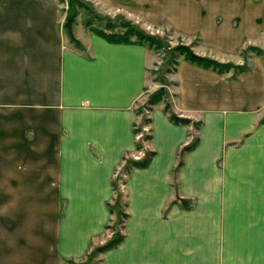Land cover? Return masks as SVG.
I'll return each mask as SVG.
<instances>
[{"label": "crops", "instance_id": "1", "mask_svg": "<svg viewBox=\"0 0 264 264\" xmlns=\"http://www.w3.org/2000/svg\"><path fill=\"white\" fill-rule=\"evenodd\" d=\"M197 18L222 48L254 35ZM63 20L56 0H0V264L85 261L109 239L113 182L137 152L149 49L74 29L82 52ZM246 68L178 59L169 105L190 124L151 111L153 155L125 177L122 239L100 264H264V58Z\"/></svg>", "mask_w": 264, "mask_h": 264}, {"label": "rangeland", "instance_id": "2", "mask_svg": "<svg viewBox=\"0 0 264 264\" xmlns=\"http://www.w3.org/2000/svg\"><path fill=\"white\" fill-rule=\"evenodd\" d=\"M56 2L64 17L63 24L68 18H72L71 28L72 31L75 29L77 35H80V32L92 31L123 35L131 41L143 42L152 58L146 73L148 85L136 105L137 114L140 116L135 124L139 139L137 152L134 156L123 159L125 163L120 175H117L113 182L115 196L109 206L113 219L106 230L109 239L106 243L92 247L85 261L79 263L100 264L99 248L122 235V223L126 217L123 189L125 177L128 171L136 166L132 163L151 158V151L145 147L151 135L150 113L153 108L160 106L168 115L174 114L169 101L171 94H176L172 92L176 90L174 87L177 85L173 78L178 59L183 58L184 51L189 50L198 56L227 64V70L223 74L230 76L236 74V66L247 67L252 56L264 58V0H206L205 4L202 3L203 0H56ZM198 16H202V20L206 17L210 19L211 16L222 18L225 31L236 30L240 21L244 23L243 31L246 30L248 23L254 24V35L243 40L235 49L219 47L213 38L214 34L209 33L206 38L201 34ZM63 31L65 33L64 29ZM231 33L229 31L228 34ZM66 39L71 47L86 51L80 43L77 47L67 36ZM183 124H190L189 120L186 119ZM193 127L198 129V124H193ZM196 138L193 136L185 147L186 150L196 145ZM182 155L183 149L177 156L175 173L180 169Z\"/></svg>", "mask_w": 264, "mask_h": 264}, {"label": "trees", "instance_id": "3", "mask_svg": "<svg viewBox=\"0 0 264 264\" xmlns=\"http://www.w3.org/2000/svg\"><path fill=\"white\" fill-rule=\"evenodd\" d=\"M72 24H73V19L68 18L67 21L64 22V24H63V29L65 30L66 36L68 37L70 42L73 43L74 45H76L77 47H79V42L75 39V37L73 35V31L71 28ZM92 32L103 37L108 42H112V43H140V44H144L141 41H131L126 36H123V35H116V34L107 33V32H103V31H92ZM148 39L150 40L151 38H148ZM183 58L189 62L195 63L196 65H198L200 67L212 69L213 71H216L218 73H223L227 70V64H221V63H219L215 60H212L210 58L198 56V55L194 54L193 52H190L189 50L184 51V57ZM236 69H237L236 73H241V72L245 71L247 68L242 67V66H236ZM158 94H161V93L158 92ZM169 118L174 123L186 122V119H181L172 113L169 115ZM187 149H189V147H187ZM152 155H153V153L151 152L150 157ZM149 160H150V158L147 160L141 161L139 163L134 162L132 164L136 165L135 167H145L149 163ZM121 239H122V236L118 237L117 239H112L110 242H108L104 246L100 247L99 250L102 252V251H105L107 249H110V248L116 246L121 241ZM69 264H79V263L69 262Z\"/></svg>", "mask_w": 264, "mask_h": 264}]
</instances>
